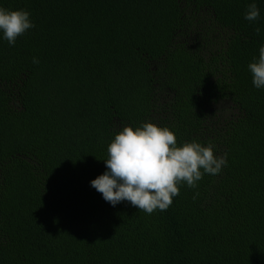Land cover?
Listing matches in <instances>:
<instances>
[{
  "label": "trees",
  "instance_id": "16d2710c",
  "mask_svg": "<svg viewBox=\"0 0 264 264\" xmlns=\"http://www.w3.org/2000/svg\"><path fill=\"white\" fill-rule=\"evenodd\" d=\"M250 2L0 0L35 25L0 39V264H264ZM145 121L227 158L152 214L89 183L115 133Z\"/></svg>",
  "mask_w": 264,
  "mask_h": 264
},
{
  "label": "clouds",
  "instance_id": "9594fccd",
  "mask_svg": "<svg viewBox=\"0 0 264 264\" xmlns=\"http://www.w3.org/2000/svg\"><path fill=\"white\" fill-rule=\"evenodd\" d=\"M260 18L256 0H251L244 19ZM35 27L29 11L0 6V39L15 45L17 37ZM257 34L260 27H256ZM247 65L252 84L264 88V44ZM33 64H38L36 57ZM105 170L89 181L103 200L115 206L128 202L147 214L166 211L180 186L196 188L204 174L215 175L227 165L226 154L215 155L213 145L197 140L177 144L175 133L166 126L151 121L139 126L124 125L108 144Z\"/></svg>",
  "mask_w": 264,
  "mask_h": 264
}]
</instances>
